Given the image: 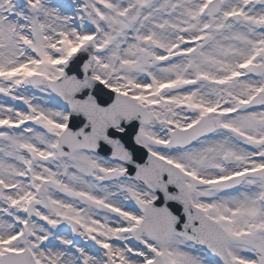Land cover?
Returning a JSON list of instances; mask_svg holds the SVG:
<instances>
[{
	"label": "snow or ice",
	"instance_id": "6c2138e0",
	"mask_svg": "<svg viewBox=\"0 0 264 264\" xmlns=\"http://www.w3.org/2000/svg\"><path fill=\"white\" fill-rule=\"evenodd\" d=\"M0 264H264V0H0Z\"/></svg>",
	"mask_w": 264,
	"mask_h": 264
}]
</instances>
